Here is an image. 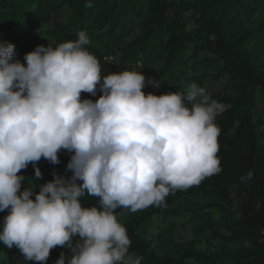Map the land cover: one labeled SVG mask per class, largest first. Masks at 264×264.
I'll use <instances>...</instances> for the list:
<instances>
[{
    "label": "clouds",
    "instance_id": "1",
    "mask_svg": "<svg viewBox=\"0 0 264 264\" xmlns=\"http://www.w3.org/2000/svg\"><path fill=\"white\" fill-rule=\"evenodd\" d=\"M89 42L81 30L55 48L38 45L25 53L26 64L11 42L0 43V211L8 209L0 243L26 261L46 262L50 250L67 246L70 255L61 252L56 264H141L115 210L163 207L169 194L221 171V105L195 83L186 92L145 94L159 82L140 70L102 77ZM97 85L95 102L81 99ZM62 149L73 153L71 179L54 173L20 191L21 170L31 163L40 178L36 162L58 164ZM86 193L100 198L99 208L82 206Z\"/></svg>",
    "mask_w": 264,
    "mask_h": 264
},
{
    "label": "trees",
    "instance_id": "2",
    "mask_svg": "<svg viewBox=\"0 0 264 264\" xmlns=\"http://www.w3.org/2000/svg\"><path fill=\"white\" fill-rule=\"evenodd\" d=\"M90 3L0 0V43L11 42L15 58L26 64L25 53L36 46L55 48L83 30L90 41L85 47L98 59L102 77L140 70L159 82L158 88H144L145 94L156 95L186 92L195 83L225 107L215 117L221 171L169 194L163 207L149 206L129 217L128 209L115 210L131 240L129 252L141 257V264H264V0ZM210 80L218 86H210ZM223 81L227 85L221 86ZM81 93L93 102L102 95L99 85L95 95ZM72 154L58 153L50 180L54 173L71 179L67 164ZM30 167L19 173L25 177L20 191L27 187ZM80 200L83 207H100L99 197L86 193ZM7 214V209L0 211V224ZM152 229L162 242L148 241ZM178 230L209 241L217 238L221 246L203 252L196 248L200 241L191 240L171 253L166 248L176 242ZM6 249L0 243V253ZM61 252L70 255L67 246H57L46 262L28 264H56Z\"/></svg>",
    "mask_w": 264,
    "mask_h": 264
},
{
    "label": "rangeland",
    "instance_id": "3",
    "mask_svg": "<svg viewBox=\"0 0 264 264\" xmlns=\"http://www.w3.org/2000/svg\"><path fill=\"white\" fill-rule=\"evenodd\" d=\"M254 49H256L257 51L258 47H255ZM208 84L210 86H213V85L218 86L217 84H213L211 80L208 82ZM223 85H227V82L223 81L221 83V86ZM226 88L227 87H225L222 90V92H220L221 95L225 93ZM229 92H233V90L229 89ZM219 104L221 105V109L219 110L217 114L221 113L225 108L224 104H221V103ZM51 165L52 163H50L48 160L44 159L43 157L38 162H36V167H39L42 173V176L40 178H37L35 175V168L33 167V164H31L29 182L27 184V187L32 188L34 187V184L39 185V184H44L48 182L51 178V167H52ZM38 191H39L38 187L34 188L33 196H32L33 199L35 198V194ZM180 201L184 203V206L186 205V199L181 198ZM139 211L141 210H137L135 213H138ZM135 213L130 212L127 215L129 217V216L135 215ZM174 239L176 242L174 244L168 245L166 249L167 251H170L171 253H175V254L179 253L184 248L186 243L190 242L191 240H196V241L199 240L200 243L196 246V248L199 251H203V252H210L221 246V241L217 238L211 239L210 241L207 240L206 237H201L200 239V238H196L193 234L188 233L187 231H182V230H178L174 234ZM78 240H79V236H74L72 240L73 244H75ZM162 240H163L162 237L158 235L157 229H152L149 232L148 241H150L152 244H157L159 242H162ZM0 264H28V261L25 260V257L20 252V250L16 248L15 246H13L11 249H6L2 253H0Z\"/></svg>",
    "mask_w": 264,
    "mask_h": 264
},
{
    "label": "built area",
    "instance_id": "4",
    "mask_svg": "<svg viewBox=\"0 0 264 264\" xmlns=\"http://www.w3.org/2000/svg\"><path fill=\"white\" fill-rule=\"evenodd\" d=\"M81 99H91V97L88 94L81 93ZM92 100V99H91ZM262 242L264 244V230L262 231Z\"/></svg>",
    "mask_w": 264,
    "mask_h": 264
}]
</instances>
